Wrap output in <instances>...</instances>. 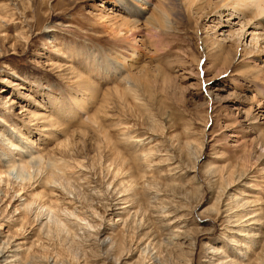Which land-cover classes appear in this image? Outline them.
I'll list each match as a JSON object with an SVG mask.
<instances>
[{
    "label": "rangeland",
    "instance_id": "rangeland-1",
    "mask_svg": "<svg viewBox=\"0 0 264 264\" xmlns=\"http://www.w3.org/2000/svg\"><path fill=\"white\" fill-rule=\"evenodd\" d=\"M181 1L0 0V264H264V44Z\"/></svg>",
    "mask_w": 264,
    "mask_h": 264
},
{
    "label": "bare ground",
    "instance_id": "bare-ground-1",
    "mask_svg": "<svg viewBox=\"0 0 264 264\" xmlns=\"http://www.w3.org/2000/svg\"><path fill=\"white\" fill-rule=\"evenodd\" d=\"M182 1H183V3H186L190 9H194V10L200 9L202 7V5H204V4L209 6V7L213 6V8L216 11H218V13H220V16H222L224 13H226L227 9H229L231 7H232V9L236 8V9H239V10L245 12L247 14L248 18L244 23H241L240 26L238 27V34L236 36L239 37V40L237 42L241 43V46H242V42L240 40L242 39V41L244 42L245 39L250 38L249 44H250V46H252L253 49H256V50L260 48L259 45L261 43L264 44V0H182ZM223 9L225 11H223ZM150 21L151 20H149V22ZM136 22H138V21H136ZM149 22H147V23L149 24ZM133 24H135V23H132V25ZM132 25H129V23L124 22L122 27L128 28V26L131 27ZM154 29L156 30L155 27H154ZM121 30L122 29H118V32L116 35L120 36L119 34H122V32H123ZM128 33L130 35V42H131L130 44L132 46H130L126 52L123 51L125 53H121L119 55L120 56V60H119L120 62H118V64L121 67H124L123 62L126 63L127 65L130 64L133 66H135L134 64L139 62V60L136 61V59L138 57V52H139V49H138L139 43L138 42H142V40L138 39L137 36L144 37V35L142 34V31H140V30H137L136 33H132L130 31H128L126 34H128ZM232 36H234V34ZM148 38H149V35H148ZM237 48H238V46H237ZM262 48H263V52H264V47H262ZM42 159H43V157H42ZM12 166H16V164L13 163ZM27 166L28 165H26L24 163L21 165V168L22 167L27 168ZM3 177H6L7 181H9V179H10L9 169H5V170L1 169L0 170V180H2ZM48 179H52V181L57 182L58 185H62L63 181L66 183H70V181H69L70 179L63 177L61 174L59 175L58 173H55V172H51L49 174ZM27 181L29 182L30 179ZM20 191H21V189H20ZM31 206H32V204H28L26 206V209H30ZM34 218L36 219V221H38L40 219V222H39L40 229L44 233L47 232V234H48V232H50L51 229L66 230V228H67V230H70L67 227V224L64 222L65 219H69V218L75 219L74 221H76L75 222L76 224H74V226H76L77 230H80L81 229L80 227H82V225H83V227H87L88 230H92L95 228L93 225H90V223L87 222L86 219H82V218L76 216L74 214V212H71L68 209H62L61 212L58 211V213H57L51 208V206L40 207V209L38 210V212ZM63 218H64V220H63ZM81 222H83V224H81ZM87 232H89V231H87ZM76 236H77V233L74 232L73 237H76ZM178 238H179L178 234H170V236L168 237L166 242L169 245L174 240H176ZM99 245L102 246L103 249H105L104 255L107 257V259H109V257L113 258L114 264H127V261L129 260L128 258L130 256L128 257L127 256L128 254H127L126 259L123 256L120 257V255L116 253L118 248H117V246H115L116 244L112 240H109L108 243H106V240L101 241L99 243ZM113 253H115L116 255L114 256ZM141 253L149 255L148 248L144 247L141 250ZM150 258H151L150 260L153 261V264H163V263L167 264V261H162L157 256H155V257L150 256Z\"/></svg>",
    "mask_w": 264,
    "mask_h": 264
}]
</instances>
